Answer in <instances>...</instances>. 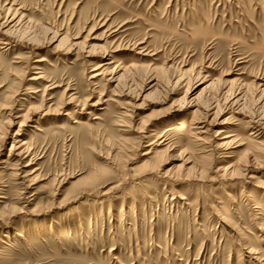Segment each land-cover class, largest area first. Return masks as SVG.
<instances>
[{"label":"rangeland","instance_id":"rangeland-1","mask_svg":"<svg viewBox=\"0 0 264 264\" xmlns=\"http://www.w3.org/2000/svg\"><path fill=\"white\" fill-rule=\"evenodd\" d=\"M256 129L264 0H0V264H264Z\"/></svg>","mask_w":264,"mask_h":264},{"label":"bare ground","instance_id":"bare-ground-1","mask_svg":"<svg viewBox=\"0 0 264 264\" xmlns=\"http://www.w3.org/2000/svg\"><path fill=\"white\" fill-rule=\"evenodd\" d=\"M13 5V4H12ZM5 9V8H4ZM15 13H16V9L15 8H12L11 7V5H9L7 8H6V14H5V21H7L8 23L9 22H11L13 19H15ZM19 13H21V12H19ZM6 15H9L10 16V20H8L7 19V17H6ZM22 15V14H21ZM4 19V18H3ZM4 21V22H5ZM59 31V30H58ZM56 32V31H55ZM117 47V46H116ZM113 48V47H112ZM111 48V49H112ZM114 48H115V46H114ZM109 50V49H108ZM118 50V49H117ZM36 61H42V58L41 59H39V60H36ZM111 63H112V61H109V62H107V63H105V64H103L102 66H100V67H96V68H94L93 69V71H96V72H94L93 74H92V76L91 77H96V76H98V75H101V74H103V72H104V69L106 70V68H109L108 66L109 65H111ZM114 64V63H113ZM105 65H107L106 67H105ZM114 66V65H113ZM36 68V67H35ZM101 68H103V69H101ZM110 69V68H109ZM139 69V68H138ZM200 73V72H199ZM37 74V73H36ZM42 74V73H41ZM43 75V74H42ZM42 75L40 76L39 74H37V75H34V77H32L31 79H33V80H36V79H40L41 77H42ZM197 76H198V74H197ZM202 78L204 79L205 77L204 76H202ZM232 83V82H231ZM193 124H199V122H197V121H195ZM175 128V126L173 127H171L170 129H174ZM193 129H194V132H193V134H194V136H193V134H192V136L194 137V139H195V141L197 140V141H200L201 142V140H202V138L203 137H201V133H204L202 130H200V128H202L201 126H199V125H196V126H193L192 127ZM255 128V127H254ZM169 129V130H170ZM252 130H253V128H252ZM202 131V132H201ZM221 131V130H220ZM224 132V131H223ZM251 136L252 135H255V137H251V138H249V139H247V140H240L239 138L237 139V137L235 136V134L233 135H231V133H230V135H226V137L228 138V140L227 141H225V142H223L222 144H220L222 147H231V146H233L234 145V147L235 146H237L238 147V145L240 146V145H243V144H248V146H247V148H249V149H252V150H254L255 152H260V151H262L263 149H264V139H263V141H261L260 139H258V135L260 134V132H259V129H256L255 130V132H250L249 133ZM151 136H152V134H151ZM155 136V135H154ZM224 137V136H223ZM167 136L165 137V134L164 135H158V136H156V138H155V140H152V141H150V143H148L147 144V148H146V150L141 154V155H146L147 156V154H155V153H157L158 151H157V146H164V147H166V148H173L174 146V143L175 142H171L170 140L169 141H167ZM247 138V137H246ZM245 138V139H246ZM261 138V137H260ZM220 143V142H219ZM201 145V144H200ZM232 148V147H231ZM251 150V151H252ZM226 151V150H225ZM227 152V151H226ZM238 166V165H237ZM233 171V170H232ZM236 171V170H235ZM234 171V172H235ZM227 172V171H226ZM260 187V186H259ZM258 207V206H257ZM256 207V208H257ZM260 207V206H259ZM259 209V208H258ZM257 209V210H258ZM257 210H255L256 212L254 213V211H253V213H254V216H255V219L257 220V219H259V212H257ZM258 223V222H257ZM261 225V224H260ZM254 250V249H253ZM255 251V250H254ZM252 252V250H248L247 252L251 255V254H254L255 252ZM258 256V255H257ZM256 256H254V258H255ZM260 257V256H259ZM258 257H256V260H259L260 258H258Z\"/></svg>","mask_w":264,"mask_h":264}]
</instances>
